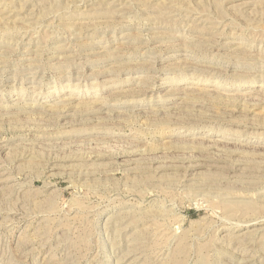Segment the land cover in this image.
<instances>
[{
  "label": "rangeland",
  "instance_id": "obj_1",
  "mask_svg": "<svg viewBox=\"0 0 264 264\" xmlns=\"http://www.w3.org/2000/svg\"><path fill=\"white\" fill-rule=\"evenodd\" d=\"M0 264H264V0H0Z\"/></svg>",
  "mask_w": 264,
  "mask_h": 264
},
{
  "label": "bare ground",
  "instance_id": "obj_2",
  "mask_svg": "<svg viewBox=\"0 0 264 264\" xmlns=\"http://www.w3.org/2000/svg\"><path fill=\"white\" fill-rule=\"evenodd\" d=\"M26 67V66H25Z\"/></svg>",
  "mask_w": 264,
  "mask_h": 264
}]
</instances>
